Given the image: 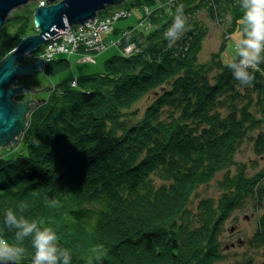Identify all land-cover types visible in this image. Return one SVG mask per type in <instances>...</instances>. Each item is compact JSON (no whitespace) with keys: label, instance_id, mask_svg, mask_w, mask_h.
<instances>
[{"label":"trees","instance_id":"obj_1","mask_svg":"<svg viewBox=\"0 0 264 264\" xmlns=\"http://www.w3.org/2000/svg\"><path fill=\"white\" fill-rule=\"evenodd\" d=\"M159 1L129 0V10L146 7L149 28L126 29L118 45L137 51L112 56L102 72L75 79L74 88L50 91L31 111L20 153L0 157V238L15 241L4 222L10 210L51 228L70 264H217L223 224L253 203L261 212L251 245L264 248V168L249 174L235 161L247 139L264 158V62L250 70L254 79L245 87L228 68L236 57L222 61L223 44L199 61L206 30L195 11L219 22L218 8L233 0H172L188 18L172 47L164 34L176 8ZM33 30L29 15L8 19L0 60ZM68 65L52 60L44 70ZM150 94L137 118L132 107ZM221 172L220 196L199 199L190 210L197 190ZM22 246L19 262L31 263V239Z\"/></svg>","mask_w":264,"mask_h":264},{"label":"rangeland","instance_id":"obj_2","mask_svg":"<svg viewBox=\"0 0 264 264\" xmlns=\"http://www.w3.org/2000/svg\"><path fill=\"white\" fill-rule=\"evenodd\" d=\"M128 1L129 0L117 6L125 10L128 15L118 19L109 30L103 33V39L107 41L105 48L100 51H79L71 56L55 57L53 60L66 58L69 61V65L66 68L56 73H47L43 69L42 71L19 77L16 83L13 84L14 87L25 85L29 88H33L37 86L34 88L36 90L35 93H25L19 96V99L22 98L24 101L30 97L35 101V103L32 104L33 107H38L46 100L50 91L54 89L66 90L70 88V82L78 77L102 72L106 60L112 56L121 53L130 54L136 52L137 49L134 44L130 43L122 48L118 43L123 35V31L126 29L128 30L130 27H140L142 29L149 28V25H147L149 22L145 19L148 10H146L145 6L134 7L129 10L125 6ZM159 2L166 10H174L176 8L175 6L178 5L175 1L172 2V0H163ZM174 2L175 4H173ZM36 7L37 5L31 2L24 7L14 10L8 19L15 15H29L32 17ZM218 11L220 13V15H218V19H220L219 22L216 18H211L208 11L205 9L195 11L196 19L206 30V34L201 41V50L199 53L200 62L208 61L211 53L219 50L222 44L224 45L221 51L222 61L228 62L234 59L236 57V44L243 38L241 23L242 9L239 0H233L227 5L220 6ZM32 32H36V29ZM128 49L131 50L126 52ZM25 62L29 63L30 61L25 60ZM45 86L51 88L38 91ZM152 97V94L144 96L132 107L131 110L136 112L137 118L142 117L144 109L151 102ZM30 114L31 112L28 115V121ZM21 138L22 134L17 144L1 149L0 157L9 158L19 154L22 148ZM235 161L239 164H245L249 174L260 172L264 168V158H259L255 154L249 139L243 143L236 153ZM231 170L233 171L234 168L232 167ZM221 178L222 172L218 173L209 185L201 186L197 190L196 195L192 197L191 202L188 204V208L195 211L198 200L202 198L217 199L220 196L217 181ZM260 212V207L255 206L253 203H249L244 208L233 211L230 218L223 224V231L218 237L222 259L217 264H246L248 260H251L252 264H260L262 262L264 259V248L256 249L251 245ZM77 232L81 233L82 231ZM75 247L76 246H74V248Z\"/></svg>","mask_w":264,"mask_h":264},{"label":"water","instance_id":"obj_3","mask_svg":"<svg viewBox=\"0 0 264 264\" xmlns=\"http://www.w3.org/2000/svg\"><path fill=\"white\" fill-rule=\"evenodd\" d=\"M38 1L40 0H0V30L14 10ZM126 1L43 0L44 4L34 9L32 18L36 33L21 39L15 49L0 60V150L17 144L28 124V115L34 108L32 104L35 103L30 97L20 102H15L14 99L25 93H35L34 88L37 86L33 88L25 85L14 87L13 84L19 77L44 69L42 59L26 63L23 56L38 50L50 36L58 33V30L66 26H83L88 21L96 19L99 13L120 6ZM50 88L45 86L38 91ZM0 264H5V262L0 261ZM19 264L31 263L19 262Z\"/></svg>","mask_w":264,"mask_h":264},{"label":"clouds","instance_id":"obj_4","mask_svg":"<svg viewBox=\"0 0 264 264\" xmlns=\"http://www.w3.org/2000/svg\"><path fill=\"white\" fill-rule=\"evenodd\" d=\"M242 9L243 38L236 44L235 55L228 68L241 86H249L254 79L252 71H259L264 62V0H239ZM188 18L184 15L183 5L176 8V15L164 36L172 47L187 30ZM56 206L58 201H50ZM22 206L21 208H23ZM5 224L15 230V241L9 243L0 238V261L19 264L25 253L22 243L31 239L34 249L31 264H70L72 259L68 249L57 243L55 232L51 228H41L36 222L23 217L17 218L12 211L5 213Z\"/></svg>","mask_w":264,"mask_h":264},{"label":"built area","instance_id":"obj_5","mask_svg":"<svg viewBox=\"0 0 264 264\" xmlns=\"http://www.w3.org/2000/svg\"><path fill=\"white\" fill-rule=\"evenodd\" d=\"M43 5V0L35 3ZM125 10L115 9L104 17L88 21L85 25L66 26L58 30V33L50 36L42 46L33 53H26L24 61L36 62L42 59L43 63H49L57 56H71L79 51H100L105 48L106 42L103 33L120 18L127 16ZM131 49L126 50L128 52ZM70 87H76V81L70 82Z\"/></svg>","mask_w":264,"mask_h":264},{"label":"flooded vegetation","instance_id":"obj_6","mask_svg":"<svg viewBox=\"0 0 264 264\" xmlns=\"http://www.w3.org/2000/svg\"><path fill=\"white\" fill-rule=\"evenodd\" d=\"M15 87H18V86H15ZM14 101L15 102H20V101H23V99L22 98L19 99V96H16Z\"/></svg>","mask_w":264,"mask_h":264}]
</instances>
